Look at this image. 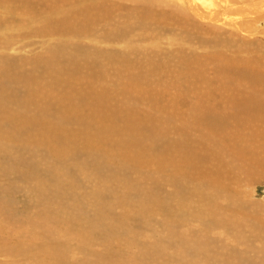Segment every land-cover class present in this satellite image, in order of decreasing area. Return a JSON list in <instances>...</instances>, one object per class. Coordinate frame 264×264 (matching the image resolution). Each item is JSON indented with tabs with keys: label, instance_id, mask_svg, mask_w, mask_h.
Instances as JSON below:
<instances>
[{
	"label": "rangeland",
	"instance_id": "1",
	"mask_svg": "<svg viewBox=\"0 0 264 264\" xmlns=\"http://www.w3.org/2000/svg\"><path fill=\"white\" fill-rule=\"evenodd\" d=\"M28 1L0 0V264H264L259 0Z\"/></svg>",
	"mask_w": 264,
	"mask_h": 264
},
{
	"label": "bare ground",
	"instance_id": "2",
	"mask_svg": "<svg viewBox=\"0 0 264 264\" xmlns=\"http://www.w3.org/2000/svg\"><path fill=\"white\" fill-rule=\"evenodd\" d=\"M25 1H27V2H29L28 0H25ZM246 1V0H245ZM250 1V0H249ZM27 2H25V3H27ZM21 3V2H20ZM255 3V2H254ZM254 3H247V5H251V4H253V5H251L250 6V10H252L253 9V11H264V0H259L258 2H256L255 4ZM22 4H24V3H22ZM29 4V3H28ZM209 5V9H211V4H208ZM245 5H246V2H245ZM29 6H30V4H29ZM228 9H231V6H227V5H225V6H220V7H218V8H216V11L217 12H215V13H213V14H216V13H221V12H224V11H226V10H228ZM231 11H232V9H231ZM248 12V11H247ZM241 13V12H240ZM251 13V12H250ZM256 12H254V14H255ZM242 14V13H241ZM249 14V13H248ZM256 15V14H255ZM257 15H259V12L257 13ZM249 16H250V14H249ZM259 75V76H258ZM258 76V77H257ZM250 79V80H252L253 81V83L255 84V85H259V86H262V87H264V71L263 70H259V71H256V74H255V76L254 77H247L246 76V79ZM252 116H250L247 120H246V122L247 123H250L251 121H252ZM127 129V128H126ZM132 129V128H131ZM128 130V129H127ZM128 132V131H127ZM136 132V131H135ZM134 132V133H135ZM122 133V132H121ZM133 133V132H132ZM123 134V133H122ZM127 134H129V133H127ZM133 135V134H132ZM71 210H73V209H71ZM71 210H69V211H71ZM250 220H253V221H255L256 222V224H254L256 227L257 226H260V227H264V217H261V218H256V217H254V218H251ZM252 221V222H253ZM251 222V223H252ZM199 252H201V251H199Z\"/></svg>",
	"mask_w": 264,
	"mask_h": 264
}]
</instances>
